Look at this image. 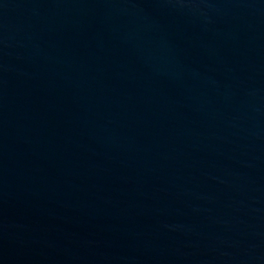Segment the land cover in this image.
I'll list each match as a JSON object with an SVG mask.
<instances>
[{
	"label": "water",
	"instance_id": "water-1",
	"mask_svg": "<svg viewBox=\"0 0 264 264\" xmlns=\"http://www.w3.org/2000/svg\"><path fill=\"white\" fill-rule=\"evenodd\" d=\"M0 264H264V0H0Z\"/></svg>",
	"mask_w": 264,
	"mask_h": 264
}]
</instances>
